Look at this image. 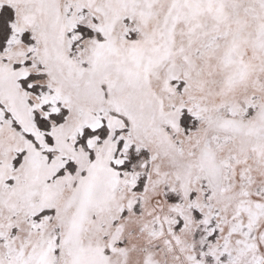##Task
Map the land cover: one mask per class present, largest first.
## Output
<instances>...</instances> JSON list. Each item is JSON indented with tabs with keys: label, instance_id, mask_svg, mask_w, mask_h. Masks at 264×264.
I'll return each instance as SVG.
<instances>
[{
	"label": "snow or ice",
	"instance_id": "6c2138e0",
	"mask_svg": "<svg viewBox=\"0 0 264 264\" xmlns=\"http://www.w3.org/2000/svg\"><path fill=\"white\" fill-rule=\"evenodd\" d=\"M0 264H264V0H0Z\"/></svg>",
	"mask_w": 264,
	"mask_h": 264
}]
</instances>
